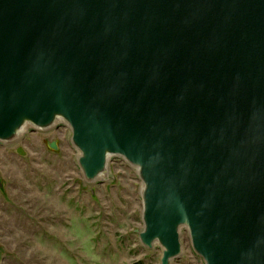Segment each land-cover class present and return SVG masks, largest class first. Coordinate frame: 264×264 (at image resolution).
Wrapping results in <instances>:
<instances>
[{
    "label": "water",
    "instance_id": "95a60500",
    "mask_svg": "<svg viewBox=\"0 0 264 264\" xmlns=\"http://www.w3.org/2000/svg\"><path fill=\"white\" fill-rule=\"evenodd\" d=\"M59 124L86 182L135 168L159 264H264V0H0V141Z\"/></svg>",
    "mask_w": 264,
    "mask_h": 264
},
{
    "label": "rangeland",
    "instance_id": "374dc122",
    "mask_svg": "<svg viewBox=\"0 0 264 264\" xmlns=\"http://www.w3.org/2000/svg\"><path fill=\"white\" fill-rule=\"evenodd\" d=\"M70 137L59 124L0 141V264H159L161 246L144 247L136 233L143 223L135 168L111 156L114 177L86 182ZM180 241L169 264H204L185 228Z\"/></svg>",
    "mask_w": 264,
    "mask_h": 264
},
{
    "label": "bare ground",
    "instance_id": "6f19581e",
    "mask_svg": "<svg viewBox=\"0 0 264 264\" xmlns=\"http://www.w3.org/2000/svg\"><path fill=\"white\" fill-rule=\"evenodd\" d=\"M30 130L29 126L26 125L24 126L22 129L19 130V132L17 133V136L14 139V142L19 141L22 137H24V135ZM107 173H109V168L107 170ZM107 173L106 174H102L99 176L100 179L102 180H107Z\"/></svg>",
    "mask_w": 264,
    "mask_h": 264
}]
</instances>
